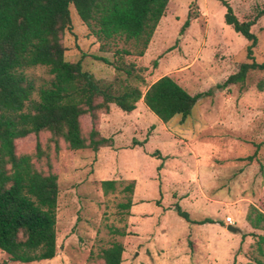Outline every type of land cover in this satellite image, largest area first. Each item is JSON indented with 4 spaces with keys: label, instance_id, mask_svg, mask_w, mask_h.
I'll return each mask as SVG.
<instances>
[{
    "label": "rangeland",
    "instance_id": "1",
    "mask_svg": "<svg viewBox=\"0 0 264 264\" xmlns=\"http://www.w3.org/2000/svg\"><path fill=\"white\" fill-rule=\"evenodd\" d=\"M226 1L239 20L264 7V0ZM190 2L168 1L142 56L122 52L135 53L132 41L97 38L69 6L71 30L62 37L67 60H80L96 79L117 80L115 87L127 81L125 75L95 55L134 63L145 79L142 91L169 75L189 93L204 95L185 120L175 115L166 123L141 101L131 112L111 104L100 113L98 128L112 145L97 151L71 150L62 140L56 151L47 131L15 140L17 153H33L39 143L58 177L56 253L21 263L0 250V264H102L98 253L113 242L124 247L121 264H243L259 256L253 234L264 231L253 229L246 213L250 205L264 213V71L251 70L243 83L223 86L247 60V41L224 22L219 0H197L198 15L182 31ZM251 30L258 38L255 59L264 61V14ZM24 71L36 86L51 78L43 66ZM80 120L88 134L89 115ZM34 161L47 171L45 158ZM109 179L116 180L115 189L104 193L100 182ZM131 180L130 195L124 187ZM128 195L126 209L121 204ZM174 203L192 221L177 215ZM228 216L237 232L226 229ZM204 218L214 223H195Z\"/></svg>",
    "mask_w": 264,
    "mask_h": 264
},
{
    "label": "trees",
    "instance_id": "2",
    "mask_svg": "<svg viewBox=\"0 0 264 264\" xmlns=\"http://www.w3.org/2000/svg\"><path fill=\"white\" fill-rule=\"evenodd\" d=\"M169 0H0V250L9 261L29 263L51 259L56 253V210L58 177L51 168L49 153L36 144L33 153H17L15 140L41 131L50 133L55 150L59 140L71 150L111 146L112 138L101 134L100 113H108L115 104L124 112H131L136 104H143L163 123L175 115L181 121L190 114L204 95L189 93L171 76L163 75L144 91L145 79L134 63L113 62L106 57L94 58L113 65L127 79L124 83L102 81L83 70L81 61L65 58L63 34L71 30L69 6L73 5L80 20L100 40L122 38L132 41L135 53L142 56L165 13ZM225 8L224 22L247 41L246 61L230 74L223 86L243 83L251 70L264 71V61L254 56L257 35L251 26L264 14L260 8L252 19L239 20L226 0H219ZM183 31L197 17V0H191ZM118 52V51H117ZM43 66L51 78L36 86L25 69ZM132 80L135 84L131 83ZM88 114L91 129L86 134L80 117ZM256 146L255 152L258 150ZM45 158L48 167H36L34 159ZM251 156H249V159ZM104 193L115 189L116 180L100 182ZM134 180L125 185L132 194ZM123 208H130L128 195ZM172 209L186 221L188 212L178 203ZM246 220L253 229L264 231V213L250 205ZM195 223H214L204 218ZM123 234V232H120ZM256 236L259 256L243 264H264V233ZM124 247L113 242L100 249L102 264H121Z\"/></svg>",
    "mask_w": 264,
    "mask_h": 264
},
{
    "label": "water",
    "instance_id": "3",
    "mask_svg": "<svg viewBox=\"0 0 264 264\" xmlns=\"http://www.w3.org/2000/svg\"><path fill=\"white\" fill-rule=\"evenodd\" d=\"M226 229L232 232H237L239 230L237 227L233 226L232 224H227Z\"/></svg>",
    "mask_w": 264,
    "mask_h": 264
},
{
    "label": "built area",
    "instance_id": "4",
    "mask_svg": "<svg viewBox=\"0 0 264 264\" xmlns=\"http://www.w3.org/2000/svg\"><path fill=\"white\" fill-rule=\"evenodd\" d=\"M227 224H230V223H233L232 219L230 216L227 217V221H226Z\"/></svg>",
    "mask_w": 264,
    "mask_h": 264
},
{
    "label": "crops",
    "instance_id": "5",
    "mask_svg": "<svg viewBox=\"0 0 264 264\" xmlns=\"http://www.w3.org/2000/svg\"><path fill=\"white\" fill-rule=\"evenodd\" d=\"M140 102V101H139ZM142 102V101H141ZM138 103V102H137Z\"/></svg>",
    "mask_w": 264,
    "mask_h": 264
}]
</instances>
